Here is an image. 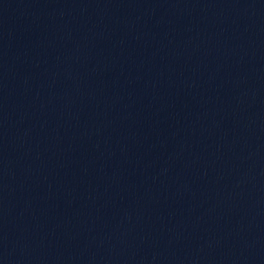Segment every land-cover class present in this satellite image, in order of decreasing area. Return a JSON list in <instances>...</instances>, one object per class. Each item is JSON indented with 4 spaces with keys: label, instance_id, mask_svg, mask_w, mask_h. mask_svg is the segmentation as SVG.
I'll return each mask as SVG.
<instances>
[{
    "label": "water",
    "instance_id": "1",
    "mask_svg": "<svg viewBox=\"0 0 264 264\" xmlns=\"http://www.w3.org/2000/svg\"><path fill=\"white\" fill-rule=\"evenodd\" d=\"M0 264H264V0H0Z\"/></svg>",
    "mask_w": 264,
    "mask_h": 264
}]
</instances>
